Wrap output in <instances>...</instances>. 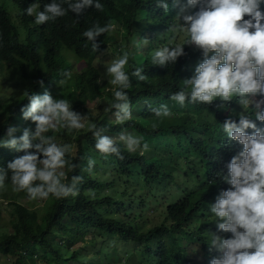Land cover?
<instances>
[{
	"label": "trees",
	"instance_id": "obj_1",
	"mask_svg": "<svg viewBox=\"0 0 264 264\" xmlns=\"http://www.w3.org/2000/svg\"><path fill=\"white\" fill-rule=\"evenodd\" d=\"M34 2L43 10L52 0H0V76L14 79L23 88L22 96H14L3 105L0 140L8 138L9 127L17 129L13 134L16 137L21 136L25 128L35 131V123L23 119L21 112L29 104L28 94H43L47 90L54 98L67 99L72 110L84 119L88 117V122L84 129L60 128L51 135L58 144L71 147L68 159L77 167L73 171L63 169L68 182L73 175L83 180L77 185L78 195L48 198L43 216L12 200L14 231L0 234V254L13 264L86 262L78 250H72L79 243L77 239L95 241L120 237L140 244L152 258L147 264H210L212 258L220 257L222 253L209 248L210 233L216 232L224 238H231V233L218 231L217 224H212L215 217L209 205L215 203L221 190L231 187L223 176L228 172L232 156L243 146L228 138L221 129L228 117L234 116L238 122L241 108L234 102H221L219 98L209 105L185 103L184 106L169 99L172 93L185 87L184 80L194 75L195 67L203 60L195 45L185 44L186 55L179 57L176 63L161 68L152 66L155 50L182 44L186 39V36L174 39L178 28L168 30L178 23L179 7L173 5V0H167L168 11L157 7L154 0H99L102 11L88 8L77 17L69 10L55 21L37 25L34 16L24 13ZM180 2L183 4L186 0ZM261 8L264 9V4ZM198 10L199 5L188 9V13ZM179 22L182 24L183 19ZM108 23L114 30L97 38L99 48L94 52L91 42L82 33L95 24ZM120 35L126 42L124 45L120 44ZM144 38L149 40L147 46L136 47V42ZM117 50L120 55L125 51L130 55L127 72L142 67L148 77L147 81H138L130 76L131 87L126 91L131 100L132 118L123 124L117 123L115 109L92 115L85 106L97 101L102 110L114 101L113 92L108 91L101 76L104 77L103 63ZM80 62L84 67H77ZM66 71L71 73L70 77L63 75ZM161 105L168 106L170 117L161 119L154 115L152 109ZM226 111L229 113L225 114ZM97 117L98 121L93 124L111 134L134 129L143 138L142 142H147L149 150L143 155L139 150L129 153L124 143L115 139L124 159L115 155L105 158L95 148L96 138L87 128L90 118ZM255 122L264 128V122ZM24 154L0 144V168L7 170L10 161ZM89 158L95 161L91 172L87 171ZM182 172L184 184L177 176ZM162 184L170 186L165 196L157 187ZM12 187L9 172L0 193L6 196L7 189ZM152 203L165 209L158 218H152L145 229L138 219L148 217L144 207ZM191 222L197 228L184 227ZM184 237L201 242L202 261L195 260L191 249L180 244ZM107 256L113 264H127L118 252L107 253ZM142 263L146 264L145 260Z\"/></svg>",
	"mask_w": 264,
	"mask_h": 264
},
{
	"label": "clouds",
	"instance_id": "obj_2",
	"mask_svg": "<svg viewBox=\"0 0 264 264\" xmlns=\"http://www.w3.org/2000/svg\"><path fill=\"white\" fill-rule=\"evenodd\" d=\"M154 2L157 7L168 11L167 0ZM65 4L67 7H64ZM262 4L264 0H186L183 4L180 0H173V5L179 7L176 15L178 23L168 30L175 31L178 28L185 33L186 39L182 44L158 48L151 58L152 66L161 68L176 63L179 57L186 55L185 44L195 45L201 51L203 60L195 67L194 75L184 80L185 87L172 93L169 99L184 106L185 103L209 105L219 98L221 102H234L241 108L238 122L234 116L228 117L221 129L228 138L243 146L232 156L227 165L228 172L223 176V180L231 187L221 190L215 203L209 205L218 231L231 233V238H224L216 232L210 233V250L215 248L222 253L220 257L212 258L210 264H264V128L258 127L255 122H264ZM197 5L199 10L189 14L188 9ZM93 7L103 10L99 0H52L43 6V10L34 2L24 9V13L34 16L35 23L42 25L65 16L69 10L79 17L86 9ZM181 18L182 24L179 22ZM113 30L111 23L104 26L95 24L82 35L91 42L95 52L99 48L97 38ZM148 42L144 38L137 41L135 46L145 47ZM129 59L130 55L125 51L106 69L107 75L111 77L110 91L114 95V101L106 110L109 113L115 109L119 124L132 118L131 100L126 91L131 87L130 76H135L138 81L148 79L142 67L134 68L131 73L126 71ZM63 75L70 77L71 73L66 71ZM40 84L43 85V81ZM27 99L29 104L21 109L22 117L35 123V131L25 128L23 134L16 137L13 134L17 129L9 127L8 138L0 140V144L5 147L25 153L10 161L7 170L0 168V189L5 188L10 172L12 190L26 192L30 200H47L50 196L62 199L78 195L77 185L83 178L73 175L69 183L63 170L67 168L73 171L77 167L68 159L71 147L58 144L47 133L60 128L84 129L88 117L84 119V116L72 110L69 100L54 98L47 90L43 94H28ZM98 108L99 112L101 108ZM152 112L161 119L172 115L167 105L153 108ZM135 118L140 122L137 115ZM93 122L90 118L87 128L96 138L97 151L105 158L115 155L123 160L117 140L104 135V130L97 128ZM247 129L253 131L249 133ZM122 132L127 133V130ZM142 139L124 133L119 137L129 153L139 150L141 155L149 150L147 142L141 144ZM94 164L95 161L89 158L87 171L91 172Z\"/></svg>",
	"mask_w": 264,
	"mask_h": 264
},
{
	"label": "rangeland",
	"instance_id": "obj_3",
	"mask_svg": "<svg viewBox=\"0 0 264 264\" xmlns=\"http://www.w3.org/2000/svg\"><path fill=\"white\" fill-rule=\"evenodd\" d=\"M177 21V20H176ZM186 35L184 32L177 30L175 31L174 39L177 38H184ZM126 42L121 39L120 35V44L124 45ZM119 50L113 52V56L106 60L103 63V70L101 78H104V83H106V87L109 90H112V84L110 82L111 77L107 75L106 69L108 66H110L117 58H119L121 55ZM138 54L136 55V58H138ZM78 68L84 67L83 62H80L77 64ZM23 95V88L22 86L17 83L14 79H8L3 76H0V112L3 110V105L12 97L14 96H22ZM86 108L92 112V115H95V113L98 111L97 108L99 107L98 103L96 101H90L89 103L85 104ZM99 109V108H98ZM107 107H104L102 110L99 111V114L107 113L109 110H106ZM115 117V115H114ZM109 120L111 119L109 114L108 117ZM116 118V117H115ZM99 117H97L94 122H97ZM86 124V123H85ZM104 135H108L110 137H113L114 139H119L121 133H124L126 135H132L135 137H141L138 133H136L133 130L125 132H121L119 134H109L106 132L105 129H103ZM47 135H51V131L47 133ZM144 142L141 141V144ZM152 146V145H151ZM184 172L178 174L179 181L185 183L183 178L180 175H183ZM200 174L202 175V171H200ZM176 176V177H177ZM157 187L161 190H158L157 188H154L157 191L161 192L162 196L167 195L168 190L170 189V186L167 184L157 185ZM173 186H171L172 188ZM142 193V192H140ZM173 193V192H172ZM175 195H180L179 193H174ZM49 198H52L50 196ZM12 200H16L20 203H23L30 208L36 210L39 214V216H43L46 213L45 207H46V200H30L28 198V195H22V193L14 192L12 189H7L6 196H3L0 193V234H8L13 232L12 229V222H13V215L12 210L13 207L10 205V202ZM165 206H156V205H146L144 207L145 214L148 215V217L143 216L138 219L141 224L145 227V229L151 224L150 220L152 218H158L160 216V213L164 211ZM212 224H216L215 219L211 220ZM191 225V228H197L196 224L193 222L189 224H184L185 228H188ZM79 243L74 245V249L72 250H78V254L81 257V259H87V261H79V262H67L65 264H98V261H101V264H113V260L110 259V256H107V253L111 252H118L120 254V258H123L127 264H143L142 261L145 260V263L151 262V257L147 254H145V251L142 249L140 244L134 242V241H127L123 240L120 237H105L100 238L98 240L92 241V240H79L77 239ZM180 244L182 246L189 247L191 251L193 252V258L198 261H202L204 259L203 250H202V244L200 241H191L188 238L184 237L183 240H180ZM40 253V252H39ZM0 264H13L8 260V257L5 255L0 254Z\"/></svg>",
	"mask_w": 264,
	"mask_h": 264
}]
</instances>
